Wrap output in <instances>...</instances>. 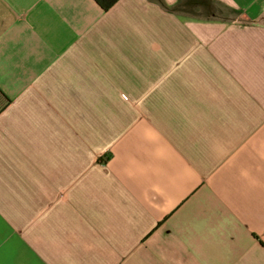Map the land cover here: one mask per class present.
<instances>
[{
    "label": "crops",
    "instance_id": "obj_1",
    "mask_svg": "<svg viewBox=\"0 0 264 264\" xmlns=\"http://www.w3.org/2000/svg\"><path fill=\"white\" fill-rule=\"evenodd\" d=\"M0 264H264V0H0Z\"/></svg>",
    "mask_w": 264,
    "mask_h": 264
},
{
    "label": "trees",
    "instance_id": "obj_2",
    "mask_svg": "<svg viewBox=\"0 0 264 264\" xmlns=\"http://www.w3.org/2000/svg\"><path fill=\"white\" fill-rule=\"evenodd\" d=\"M104 10H109L118 0H95Z\"/></svg>",
    "mask_w": 264,
    "mask_h": 264
}]
</instances>
